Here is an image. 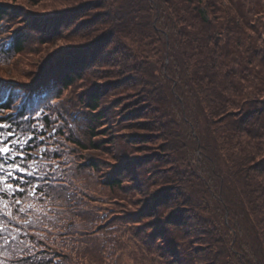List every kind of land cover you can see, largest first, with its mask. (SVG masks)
Returning <instances> with one entry per match:
<instances>
[{
	"label": "trees",
	"instance_id": "1",
	"mask_svg": "<svg viewBox=\"0 0 264 264\" xmlns=\"http://www.w3.org/2000/svg\"><path fill=\"white\" fill-rule=\"evenodd\" d=\"M12 2L23 9L0 3V27L19 23L0 41V65L26 54L32 42L45 52L36 86L20 73L19 84L0 78L43 101L35 136L48 143L34 139L26 152L41 158L29 164L59 166L64 140L93 150L88 168L98 172L107 163L104 182L123 219L151 234L149 242L141 236L144 246L164 247L173 264H264V0ZM111 69L117 76H109ZM77 86L86 114L74 105L73 117L84 122V138L65 122L48 135L52 100ZM14 111L5 107L0 115ZM16 123L17 133L27 127ZM69 171L64 178L56 168L58 183H71ZM127 187L141 200L131 215L123 209L133 196ZM58 195V186L45 185L37 196L18 194L20 203L0 200V264L109 260L114 240L104 237L101 256H94L85 240L97 233L67 234L81 201Z\"/></svg>",
	"mask_w": 264,
	"mask_h": 264
},
{
	"label": "rangeland",
	"instance_id": "2",
	"mask_svg": "<svg viewBox=\"0 0 264 264\" xmlns=\"http://www.w3.org/2000/svg\"><path fill=\"white\" fill-rule=\"evenodd\" d=\"M3 1V2H1ZM0 3L8 4L11 9H16L21 11L23 9L22 6H20L18 3L12 2V0H0ZM29 14H32L31 10H27ZM6 25V24H5ZM19 26V23L16 25L6 28V27H0V30L4 33L3 35H0V41L7 40L9 36V32L13 29H16V27ZM4 29H8L5 31ZM32 37L38 41L37 35H32ZM27 53L22 56H15L10 63L0 65V78L11 80L12 82H18V84L21 82V78L18 79V73L20 75L24 74L26 78L32 77L34 78L35 82L27 83L30 86H36V81H38L40 78L42 79V76H39V68L41 63L43 62V56H44V49L36 48V45L34 42L28 45ZM17 63V75L12 72L11 68L13 67V64ZM19 70V71H18ZM109 76H117V71L115 69H111L108 71ZM53 77V76H52ZM49 79H46L44 82H47ZM27 81V80H26ZM46 85V84H43ZM47 86V85H46ZM19 87H24V85H19ZM50 87L54 88V91L51 94V97H56V92L58 90L57 84H52ZM77 87H73L71 90L66 91L63 93V95L57 96L56 100H52V110L49 112L52 116L54 123L52 126V129L44 128L43 131L46 132L48 135L53 130V128L57 129V126L59 124H63L64 122L68 124V127L71 128L72 134H75V138L80 136L81 138H84L83 130L85 129L84 122L80 118H74L73 115L75 113V109H72L74 105L78 106L81 105L79 103V98L77 95ZM122 92V91H121ZM22 98V97H21ZM83 105L79 108L80 111L85 115L86 113L83 112L84 108H82ZM72 109V110H71ZM15 112V111H14ZM14 112H10L13 114ZM6 114H9L6 112ZM1 117V115H0ZM2 122V121H0ZM58 124V125H57ZM57 125V126H56ZM56 126V127H54ZM55 129L54 135L57 133V130ZM56 140V139H55ZM54 147H51L53 149ZM125 149V147H124ZM63 152H65V157L62 158L60 161L54 160L56 164L59 163V171L62 175H64V178H66L65 174L70 170V173L75 174L74 179L71 181V183L67 184L68 179L61 180L60 183H58V188L60 191V195L58 197H64L67 199V202L69 200L78 199L80 200V207L78 209L80 211H85V215L82 218L80 215V211L77 212L75 208L73 209V212H75L74 216L67 220L66 226L70 230V227H72L75 224V227H73L72 230L67 232V234H70L74 231H83L82 233L84 236H92L94 237L87 238L85 240V247L90 249V247L95 248V251H93V255H100L101 256V241L105 237L107 240H114L117 245L114 248L115 251H112L113 254L109 258V260L105 261L107 264H115V260H117V264H173L169 262V259L167 257L162 256L166 251H163L164 247H157L154 245L153 249L151 250V246L145 245L143 243L142 238H147L149 242V232H141L143 227L145 225H142L139 227V225H136L134 223L133 225L127 224L125 220L122 217L121 210L119 209V206H122L120 204V201L113 198L112 195H110V189L104 182V179L106 177V170H108L107 163H103V167L98 172H93L88 168V164L91 159L94 158V156L97 155V153L93 150L85 151L82 148H79L77 145H73L72 143L68 142L67 140H64ZM36 156V155H35ZM109 174V172H108ZM108 176V175H107ZM127 178V177H125ZM130 182V181H126ZM132 188H124L126 192H132L133 196L132 199L130 198V203L123 204L124 211L131 215L133 210H136L138 205L140 204V197L138 195L134 196V193L132 191ZM73 206V202L69 203V207ZM142 223H144V220H140ZM76 222V223H75ZM110 225L115 226V231L108 232L105 231L103 228H109ZM85 230H89L88 232L90 234H86ZM140 234V236L138 235ZM99 238L98 242L92 240L93 238ZM109 243H106L104 245L108 246ZM156 248V249H155ZM150 249V250H149ZM104 251L107 252V249H104ZM109 251V250H108ZM111 251V250H110ZM57 253H60V257H64V255L59 252L55 251ZM117 253L118 256L114 258V253ZM105 256V253H103ZM60 258V259H61ZM105 263V264H106Z\"/></svg>",
	"mask_w": 264,
	"mask_h": 264
},
{
	"label": "snow or ice",
	"instance_id": "3",
	"mask_svg": "<svg viewBox=\"0 0 264 264\" xmlns=\"http://www.w3.org/2000/svg\"><path fill=\"white\" fill-rule=\"evenodd\" d=\"M18 89L19 85L0 79V112H3L5 107L15 109L13 114L0 117L2 121L0 122V200L11 197L13 203H20L16 199L18 194L27 193L37 196L38 192H43L45 185L55 190L58 181L62 178L56 174L58 165L49 170L39 164L35 167L29 164L30 160L35 161L41 158L26 152V149L32 146L34 139H41L44 143H48L42 135L35 136V133L42 129V124L38 121L44 114L41 106L43 101L39 99V94H36L37 99L33 100L30 94L22 93ZM21 97L23 101L17 106L15 102L21 100ZM20 109L25 111L21 112ZM17 120L27 124L26 128L21 127L19 133L16 131ZM54 133L55 128L49 135ZM43 151L47 155L49 150ZM51 151L54 155L61 154L59 148Z\"/></svg>",
	"mask_w": 264,
	"mask_h": 264
}]
</instances>
